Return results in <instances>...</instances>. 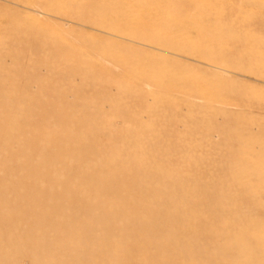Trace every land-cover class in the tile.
Instances as JSON below:
<instances>
[{"label":"rangeland","instance_id":"374dc122","mask_svg":"<svg viewBox=\"0 0 264 264\" xmlns=\"http://www.w3.org/2000/svg\"><path fill=\"white\" fill-rule=\"evenodd\" d=\"M0 264H264V0H0Z\"/></svg>","mask_w":264,"mask_h":264},{"label":"bare ground","instance_id":"6f19581e","mask_svg":"<svg viewBox=\"0 0 264 264\" xmlns=\"http://www.w3.org/2000/svg\"><path fill=\"white\" fill-rule=\"evenodd\" d=\"M36 14V13H35Z\"/></svg>","mask_w":264,"mask_h":264}]
</instances>
